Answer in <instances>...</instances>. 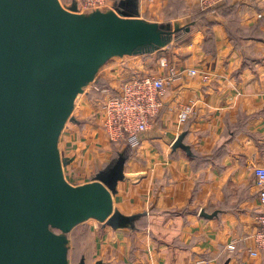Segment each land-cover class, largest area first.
<instances>
[{"label": "crops", "instance_id": "obj_1", "mask_svg": "<svg viewBox=\"0 0 264 264\" xmlns=\"http://www.w3.org/2000/svg\"><path fill=\"white\" fill-rule=\"evenodd\" d=\"M121 1L123 17L171 27L157 52L172 48L176 63L164 73L198 75L171 84L131 149L113 213L142 217L136 228L135 219L133 228H105L100 264H264V252L249 256L262 211L255 169L264 167V0H232L207 17L195 14L200 0ZM185 28L189 42L179 43ZM72 133L60 139L65 150ZM183 133L190 154L173 149Z\"/></svg>", "mask_w": 264, "mask_h": 264}, {"label": "water", "instance_id": "obj_2", "mask_svg": "<svg viewBox=\"0 0 264 264\" xmlns=\"http://www.w3.org/2000/svg\"><path fill=\"white\" fill-rule=\"evenodd\" d=\"M77 11L59 0H0V264H69L50 226L68 234L94 219L133 228L135 217L113 213L124 161L109 181L70 191L56 157L59 138L79 88L112 54L161 48L171 27ZM185 136L173 149L190 154Z\"/></svg>", "mask_w": 264, "mask_h": 264}, {"label": "rangeland", "instance_id": "obj_3", "mask_svg": "<svg viewBox=\"0 0 264 264\" xmlns=\"http://www.w3.org/2000/svg\"><path fill=\"white\" fill-rule=\"evenodd\" d=\"M59 2L66 9L74 4L77 7L75 0H59ZM116 2L117 0H114L108 9L100 12L116 14L114 10L117 9ZM125 5L126 3H121L122 7H126ZM195 8L197 17L208 16L201 7L200 1ZM94 12L96 11L88 13L77 11L74 14L89 15ZM120 18L127 19L123 16ZM181 36L179 43L189 42L187 36L183 34ZM154 46L142 47L144 49L142 53L137 54L138 56L115 52L94 72L93 77L79 88L73 111L59 138V150L56 156L62 165L61 179L68 190H85L95 183L109 181L111 170L120 160L124 161L125 169L132 148L118 146L107 138L102 127L103 106L106 99L119 91L122 84L131 78L168 76L169 72L162 71L163 68L165 69L162 61L166 60L170 65L176 63L172 48L168 49L167 54H162L157 52L159 48L156 49ZM68 131L73 132L72 142L69 149L65 150L62 143L60 146V139H63ZM108 226L114 229L107 221L86 219L68 234L51 226L49 231L65 242L69 264H100L98 245Z\"/></svg>", "mask_w": 264, "mask_h": 264}, {"label": "built area", "instance_id": "obj_4", "mask_svg": "<svg viewBox=\"0 0 264 264\" xmlns=\"http://www.w3.org/2000/svg\"><path fill=\"white\" fill-rule=\"evenodd\" d=\"M78 12L88 13L105 11L114 0H75ZM228 0H200L204 11L215 12ZM167 65L166 60L162 66ZM188 77L198 75L196 69L182 72ZM174 69L169 70L167 77H135L124 82L119 91L110 95L103 106L102 127L107 138L114 144L123 147L137 148L141 144V136L159 116L163 108V98L172 83L180 81L183 74ZM205 80L209 77L205 76ZM191 108L186 107L180 113V121L186 122ZM257 185L260 188L262 211L257 218L258 231L254 236V248L249 250L250 257H257L264 252V167L255 169ZM235 244L229 246L234 251ZM244 264V263H242Z\"/></svg>", "mask_w": 264, "mask_h": 264}, {"label": "trees", "instance_id": "obj_5", "mask_svg": "<svg viewBox=\"0 0 264 264\" xmlns=\"http://www.w3.org/2000/svg\"><path fill=\"white\" fill-rule=\"evenodd\" d=\"M120 1H121V0H117V2H116V7L119 8V9H122L123 7L121 6ZM231 2H232V0H228L223 6L217 8L215 12H219L222 8L228 6ZM206 14H212V12L208 11V12H206ZM186 30H187V28H185V29L182 30V31H178L177 34H179V35L181 36V35H182V32H186ZM165 32H166V34L169 33V32H167V31H165ZM128 148H129V147H128ZM141 217H142V216H141ZM141 217L135 219V228H136V222H138V221L141 219ZM135 228H134V229H135Z\"/></svg>", "mask_w": 264, "mask_h": 264}]
</instances>
